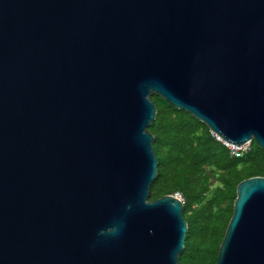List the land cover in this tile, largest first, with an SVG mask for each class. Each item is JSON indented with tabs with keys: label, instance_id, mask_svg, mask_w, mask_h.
<instances>
[{
	"label": "water",
	"instance_id": "95a60500",
	"mask_svg": "<svg viewBox=\"0 0 264 264\" xmlns=\"http://www.w3.org/2000/svg\"><path fill=\"white\" fill-rule=\"evenodd\" d=\"M153 94L264 150V0H0V264H182ZM216 264H264V177Z\"/></svg>",
	"mask_w": 264,
	"mask_h": 264
},
{
	"label": "trees",
	"instance_id": "16d2710c",
	"mask_svg": "<svg viewBox=\"0 0 264 264\" xmlns=\"http://www.w3.org/2000/svg\"><path fill=\"white\" fill-rule=\"evenodd\" d=\"M154 135L158 173L151 185L152 201L180 193L188 223L182 264H216L234 213L238 185L264 177V150L253 141L242 157L231 154L210 128L153 94Z\"/></svg>",
	"mask_w": 264,
	"mask_h": 264
},
{
	"label": "built area",
	"instance_id": "2783aa9c",
	"mask_svg": "<svg viewBox=\"0 0 264 264\" xmlns=\"http://www.w3.org/2000/svg\"><path fill=\"white\" fill-rule=\"evenodd\" d=\"M216 137H217V136H216ZM218 139H219V141H221L224 145H226V146L230 149L231 154H232L233 156H236V157H242V156H244V155H245L247 152H249L250 149H251V143H252V142H248V143H246V144H244V145L237 146V145H234V144H229V143L223 141L222 139H220L219 137H218ZM174 196H175L176 198L180 199L182 202H184V198H183V196H182L180 193H176Z\"/></svg>",
	"mask_w": 264,
	"mask_h": 264
},
{
	"label": "clouds",
	"instance_id": "9594fccd",
	"mask_svg": "<svg viewBox=\"0 0 264 264\" xmlns=\"http://www.w3.org/2000/svg\"><path fill=\"white\" fill-rule=\"evenodd\" d=\"M128 208L130 209L131 205H129ZM118 231H119V227L118 226H112V227L107 228L106 231L102 230L100 234L101 235H105V234L116 235V234H118Z\"/></svg>",
	"mask_w": 264,
	"mask_h": 264
},
{
	"label": "rangeland",
	"instance_id": "374dc122",
	"mask_svg": "<svg viewBox=\"0 0 264 264\" xmlns=\"http://www.w3.org/2000/svg\"><path fill=\"white\" fill-rule=\"evenodd\" d=\"M151 99H152V97H151ZM215 135V134H214ZM215 137H216V135H215ZM217 139H218V137H216ZM219 140V139H218Z\"/></svg>",
	"mask_w": 264,
	"mask_h": 264
}]
</instances>
